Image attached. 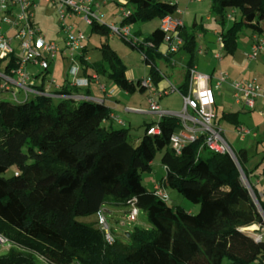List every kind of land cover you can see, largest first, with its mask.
I'll return each instance as SVG.
<instances>
[{
    "label": "trees",
    "instance_id": "1",
    "mask_svg": "<svg viewBox=\"0 0 264 264\" xmlns=\"http://www.w3.org/2000/svg\"><path fill=\"white\" fill-rule=\"evenodd\" d=\"M121 6L129 10L121 20L127 25L168 13L160 0H124ZM210 8L222 25L219 35L226 54L235 51L240 29L264 34V0H210ZM229 10H239L240 17L225 27ZM91 26L93 32L108 33L102 25ZM199 28L194 21L178 29L183 40L179 50L188 54L184 82L178 87L183 93L188 69L195 62ZM163 38L159 26L142 42L123 38L142 53L154 85L162 79L157 58L176 53L159 51ZM99 49L98 61L89 62L85 48L78 57L88 85L95 75L107 76L128 93L145 89L142 78L128 79L124 64L107 43ZM18 58L16 52L1 58L0 70L9 74ZM80 87L65 82L55 92L75 94ZM35 88L43 89L44 84ZM87 95L88 90L83 98H0V234L10 244L0 255V264H264V187L259 182L264 168L260 161H252L253 148L236 149L234 161L228 154L201 147L200 138L175 153L169 138L181 123L173 114L145 123V132L134 145L128 129L106 124L110 108ZM238 114L223 111L214 119L238 126ZM156 124L160 132L148 134ZM259 143L262 140L256 139L254 148ZM157 151L162 152L164 168L159 182L198 204L197 212L168 204L142 184L140 172L150 171ZM11 166L13 173L5 176ZM214 192L219 196L212 197ZM133 198L148 226L134 225L128 236L114 235L111 244L94 222L78 219L98 210L107 218L117 207L127 212ZM245 226L261 230L260 238L243 231Z\"/></svg>",
    "mask_w": 264,
    "mask_h": 264
},
{
    "label": "built area",
    "instance_id": "2",
    "mask_svg": "<svg viewBox=\"0 0 264 264\" xmlns=\"http://www.w3.org/2000/svg\"><path fill=\"white\" fill-rule=\"evenodd\" d=\"M40 1L55 6L58 11L60 27L64 32L61 44L54 40H47L40 27L33 21V9ZM177 2L178 0H170L169 4L176 6ZM100 6L101 3L98 0H0L1 23L16 28L15 34L10 36L3 32L0 26V59L9 57L12 52L20 53L15 67L11 69L9 74L22 88L23 97L20 98L12 91L11 97L14 101L27 99L29 95L83 98L82 95L55 92L60 88L59 86L53 90L48 85L44 86L43 89H37L31 85L30 73L27 70L29 62L37 64L41 69H47L49 60L59 57L67 74L71 76V85H88V79L78 74L81 70L78 57L83 55L85 35L81 30H74L71 25L65 22V19L71 15H78L87 24L93 25L95 23L104 26L109 35H119L122 38L131 39L133 43L142 42V40L131 33L129 25L121 23V21L119 24H106L103 22ZM128 14L129 10L121 8L122 19ZM231 16V13L226 15L227 18ZM181 26H183L182 19L170 13L165 14L160 19L159 27L164 32L163 43L165 44V51L163 54L174 53L179 50L183 43L182 37L178 32ZM14 39L18 41L16 47L13 45ZM263 43L264 38L255 36L251 52L247 54L248 58H255ZM216 57L220 58L219 53L216 54ZM4 77L6 80L14 81L9 75H4ZM92 77L95 78L96 76L92 75ZM224 83H228L231 87L235 102L245 108L253 109L258 98L264 100V85L257 83L254 79L249 81L229 80L226 71L211 75L197 71L194 66L188 69L186 92H181L175 86H169L165 91L149 95L148 104L150 110L157 112L160 116L166 113L160 109L154 96H160L167 91H179L181 95L183 108L180 112L172 113L179 118L181 127L177 132L171 134L169 138L170 146L175 153H179L186 143L202 138L201 147L218 154H228L236 161L235 150L224 137V129L214 122L213 88L217 89ZM7 84L5 81L4 84L0 85V89L5 88ZM142 85L145 88H151L152 81L150 77L143 78ZM101 89L108 95H113L114 93L113 89L107 92L103 85H101ZM117 122L121 123L122 121L117 119ZM235 129L240 138L257 136L256 130L245 125L240 124ZM146 132L153 134L159 133L160 130L156 124L149 127ZM152 189L158 198L162 200L168 199V193L164 185L159 181L153 183ZM134 200L135 198L129 201L130 206L126 214V218L129 221L135 220L140 212V209L134 204ZM95 224L102 232L106 243H113L115 237L102 210L96 211ZM260 235L256 239H259ZM0 243H7L8 247L10 245L8 239L2 234H0Z\"/></svg>",
    "mask_w": 264,
    "mask_h": 264
},
{
    "label": "rangeland",
    "instance_id": "3",
    "mask_svg": "<svg viewBox=\"0 0 264 264\" xmlns=\"http://www.w3.org/2000/svg\"><path fill=\"white\" fill-rule=\"evenodd\" d=\"M99 2H103L104 0H98ZM197 1V0H193ZM207 3H203L199 5L200 12L197 14V22L200 24V28L198 29V33L196 35V42H197V50L195 52V61L197 62L198 58H201L202 56L198 54L199 46H205L207 45L211 50L218 51L222 48L221 44H218V36L214 35V29L220 34L222 30V25L219 23L214 16L211 13L210 8V0H206ZM117 3L119 5H117ZM124 0H108L107 5L101 4L100 10L102 13V19L103 22L106 24L113 23V24H119L122 16H121V8H125V10H128L127 7L121 6L123 5ZM161 6H167L169 4V0H160ZM55 7V6H52ZM198 9V10H199ZM179 11H184L185 8L181 5L178 9ZM236 11V17L237 20L240 17L239 10ZM56 12V13H55ZM192 14L193 10L189 11L186 17V22L188 25H191L192 23ZM58 16V11L55 7V11L53 10V13L48 15V27L42 25V32L45 35H48L47 40H55L53 37L54 34L57 33V30L60 27V21ZM171 15H173L171 13ZM212 15L211 21L208 22L206 20V16ZM175 16V15H173ZM201 16V18H200ZM74 20L65 19V22L68 25H71L74 30L79 29L81 30L86 39V45H87V56L89 62H95L101 59V52L99 47L103 43H107L111 49H113L117 56L120 58L122 63L125 66V73L126 76L136 80L137 78H146L148 75L149 67L144 60L142 53L137 47L132 46L128 42H126L121 36L119 35H109L102 34L99 32H93L92 26L90 24L85 23L83 20L80 19L78 15L74 16ZM0 20H1V13H0ZM228 21V19H227ZM160 19L159 17H155L152 20L149 21H138L135 23H132L129 25L130 31L132 34L137 36L140 40H143V38L151 32L154 28L159 26ZM233 23V19H231L230 23L231 25ZM0 25L1 21H0ZM225 25V23H224ZM227 26V27H228ZM226 27V26H225ZM61 28V27H60ZM250 32L247 28H242L238 31L237 36L239 38H242V41L244 40V37L248 35ZM59 33V32H58ZM199 34V35H198ZM203 34V36H201ZM260 38H264V34L260 35ZM217 42V44H216ZM264 46V44H263ZM14 47H16V43H14ZM223 49V48H222ZM159 51L164 53L165 51V44L162 43L159 46ZM18 55L20 53H17ZM187 57L183 62V64H186L188 59V54H186L184 51H181L179 54L175 55L172 60L170 58H166L164 56L158 57L156 60V65L158 70L161 72L162 77L167 80L172 81L174 84H178L180 80L183 79V74L185 73L187 67L185 65H182V58ZM264 58V50L259 53V55L256 57L258 60H263ZM5 61V60H4ZM4 61L1 62V66L3 65ZM27 70H33V71H39V74L36 75L37 78H39V82L41 81L44 85H47L49 82L48 80H51L54 76V70L57 72H62V74H66V69L62 66L60 62V58L57 57L54 60H49V67L47 70L41 69L37 64H33L32 62H29L27 65ZM63 76V75H62ZM71 77V76H70ZM101 83L106 87V91L108 92L111 88L114 90L113 95H119L120 102L118 107L114 109L116 114L121 118V123H112L113 126L116 127H125L128 129V140L132 144H137L139 138L144 134L145 132V123L149 120V114H143L142 112H137L135 110L139 109L142 110L143 108H148V102L146 98L147 90L148 88H145L143 91L135 90L133 92H126L123 89L119 88L112 80H109L107 76H100ZM62 83H65L64 79H61ZM4 79L0 77V83L3 82ZM51 82V81H50ZM50 86V85H48ZM91 86L93 88H97L98 86L91 83ZM99 88V87H98ZM82 89H86L84 87H80L78 90L81 91ZM213 92L215 95L216 101H218L220 95L221 100L227 99V95L224 98V93L222 89L218 91V89L213 88ZM83 92V91H82ZM78 93V92H77ZM96 94V93H95ZM17 95V94H16ZM17 96H20V98L23 97V93H19ZM130 98L129 102H125L124 98ZM6 98H9L6 96ZM155 100L159 102L160 106H163V104L169 103L170 106H172L176 111H181L183 108V101L180 95L177 91H169L167 94H163L161 97L154 96ZM233 100V99H232ZM127 103V104H126ZM126 104V105H124ZM125 106V107H124ZM129 109L128 111L125 109ZM237 108V106H236ZM225 110H228L225 108ZM157 119L153 121V117L150 119L149 122H156ZM258 121H261L259 119ZM106 124H109L107 122ZM228 138L233 146V148L236 150L240 146H242L244 143L238 141V137L236 134L231 133L228 135ZM207 153V152H206ZM162 152L157 151L152 162H151V169L150 171H142L141 174V182L142 184L150 189L153 186V183L155 181H159L161 176L164 175V168L162 163L160 162ZM253 162L260 161V168H264V144L263 146L258 147V153L252 157ZM14 171V167H9L5 172V176H10ZM260 181L264 187V176L260 177ZM165 187V190L168 193V199L167 203L170 205H179L182 208L191 211V212H197L199 206L196 203H193L186 199L181 193H179L176 189H172L169 187ZM261 185L258 186V189L261 190ZM216 193V192H215ZM116 212L111 213L107 216V222L110 226V229L113 231L114 235L122 237L123 233L130 230L132 226L138 225V226H148V222L145 218V215L143 212H139L135 220L129 221L126 218V209L124 211V208H115ZM79 220L85 221V222H94L95 223V215H89L85 217H78ZM123 222V224H121ZM250 233L253 237L258 238L261 234V230H257L255 227L254 229H248L247 231ZM7 243H0V255L4 254L7 251ZM27 250V249H26ZM71 264H76L75 262H72ZM223 264H228L227 262H224Z\"/></svg>",
    "mask_w": 264,
    "mask_h": 264
},
{
    "label": "crops",
    "instance_id": "4",
    "mask_svg": "<svg viewBox=\"0 0 264 264\" xmlns=\"http://www.w3.org/2000/svg\"><path fill=\"white\" fill-rule=\"evenodd\" d=\"M205 2L207 3L206 0H197V1L178 0L176 6H172V5L168 4L167 6H162V8L165 9L168 13H170V14L172 13L176 17L181 18L183 21V24L185 26H189L186 22V17H187L188 12L193 10L191 21L192 22L197 21V14L200 12L199 5L203 4ZM107 3H108V0H104L101 4L107 5ZM117 5H119V4L117 3ZM181 5L185 8V10L182 12L181 11L178 12L177 9H179V7ZM52 6L53 5H50L44 1H40L37 3L36 7L33 9V13H34L33 21L41 29H42V25H44V24H45V26L48 27V15L53 13V10L55 11V7H52ZM229 13H231L232 16L228 19L225 26H228L231 19L236 18V11L229 10ZM74 16L75 15H71V16L67 17V19L74 20V18H75ZM56 17H58V16L56 15ZM200 18H201V16H200ZM211 18H212V15L206 16V20L208 22L211 21ZM0 26L2 28V31L5 32L7 35L13 36L16 32L15 27L9 26L7 24H2ZM58 28L59 29L57 30V33L54 34L53 37L55 38L54 41H57L61 44V42L63 41V38H64V32L61 30L60 27H58ZM213 34L218 36V44H221L220 35L215 29H214ZM201 36H203V34ZM255 36H257L259 38L261 37L259 35L252 34L251 32H249L248 35L244 37L243 41H242V38L238 37L237 43H236V49L231 54H226L222 48L218 51H213L207 45L205 46V48L203 46H199L198 54H200L202 57L198 58L197 62L195 61L193 66L196 68L197 71H199L201 73L216 75L220 71H226L228 73L229 80L249 81V80L254 79L257 83L264 85V58H263V60L256 59V57L259 55V53L264 50V46L263 45L261 46V48H260V50H259V52L255 58L250 59L247 56V54L251 52V46H252V43L254 42ZM46 38H48V35H46ZM14 43H16V46H17L18 41L16 39H14L13 45H14ZM216 44H217V42H216ZM83 45H84V48L86 49L85 53L87 55L86 39H85ZM181 51H183V50H179L178 52L170 55V57H169L170 60H172L174 58V56L179 54ZM218 53L220 55V58L216 57V54H218ZM186 58L187 57L182 58V65L183 66L185 65V67H186V64H183L184 63L183 61ZM88 71H90V70H88ZM29 73H30V83L32 86L35 87L36 85L41 84L40 82H42V78H41V81L39 82V78L36 77V75L39 74V71L29 70ZM185 73H186V71H185ZM185 73L182 76L183 79L180 80L178 82V84H174L170 80H167V82H166L163 77L156 85H154L152 83V87L146 91L147 92L146 98L148 99L149 95H151V94H154V93L158 94L160 91H165L169 86H175L176 88H178L184 82ZM78 74H79V76H84V75H82L81 71ZM4 75H9V77L14 81L6 80ZM0 77L4 79V81L1 82L0 85L4 84L5 81L8 83L5 88L0 89V98H6V96H8L9 97L8 99H12V97H11L12 91H14L17 95L19 93H22V88L19 86V84H17L15 79L10 76V74L5 73L3 70H0ZM99 77L93 78L88 86H86V87L83 86L86 89H82L81 91H79L78 93H75V94L83 95L88 90L89 91V95H87L88 97H91L95 100L103 101L110 108V110H111L110 119L108 121H106V123L107 122H109V124L110 123L111 124L112 123H118L117 119L121 120V118L116 114L114 109H116L118 107V105H119L118 102H120L121 97H119V95H116V96L115 95H108L105 91H103L101 89V85H103V84L101 83L102 81L100 80ZM61 79H64L65 82H67V83H69V85H71L70 84V80H71L70 75H68V74L66 75L65 73L62 74V72H57L56 70H54V76H53V78H51V80H48L49 83L47 85H50V89L53 90V89H55V87H57V86L60 87L63 84L61 82L62 81ZM128 79L134 80V79H131L129 77H128ZM137 79H141V78H137ZM91 83L98 86L99 88L98 87L93 88L91 86ZM44 86H46V85H44ZM217 89H218V91L220 89H222L223 90L222 93H224V98L227 95V97H226L227 99L221 100L220 95H218L219 99H218V101H216L215 95L213 92V95H214V106H213V108H214L215 118L218 117L220 115V113L223 111H239L238 116H239L240 124L256 130L257 136L256 137L247 136L244 138H240L236 132V129H235L236 126H233V125L226 123L222 120L214 119V122L224 129V137L226 138V140L228 141V143L231 145L232 148H233V146H232V144L228 138V135H230L231 133L237 135L238 141L243 142V143L245 142L240 147H251V148H253L252 152L254 150L256 151V153L254 154V155H256L258 153V147L259 146L262 147L264 144V100L258 98L255 101L254 108L248 109V108H245L242 105L235 102L234 97H233V93H232V89L228 83H224L222 86H220ZM105 90H106V87H105ZM168 92L169 91L163 92L159 97H161L163 94H167ZM177 92L180 95L179 91H177ZM30 96H33V95H29L28 97H30ZM180 97H181V95H180ZM124 101L129 102L130 98L126 97V98H124ZM147 102H148V100H147ZM126 104H124V105H126ZM158 105H159V102H158ZM236 106H237V108H236ZM159 107L166 114H168V113L172 114V113L180 112V111L173 110L174 108L172 106H170L169 103L163 104V106L159 105ZM225 108H227L228 110H225ZM125 110L128 111L129 109L127 108ZM135 111L142 112L143 114H149L150 118H149L147 123H149V121L152 117H153V121L155 119H157V121H158L161 117L157 112H153L150 110L149 104H148V108H143L142 110H140V108H139ZM259 119H261V121H258ZM256 139H258V140L261 139L262 143L257 144L256 148H254L255 143H256ZM259 182H261L260 179H259ZM219 194H220V192H216V193L214 192L212 194V197L219 196ZM121 224H123V222H121ZM145 226H147V225H145Z\"/></svg>",
    "mask_w": 264,
    "mask_h": 264
},
{
    "label": "water",
    "instance_id": "5",
    "mask_svg": "<svg viewBox=\"0 0 264 264\" xmlns=\"http://www.w3.org/2000/svg\"><path fill=\"white\" fill-rule=\"evenodd\" d=\"M240 172H241V176H242V181H243L244 184L248 187V189H249L250 192H251V195H252V197H253L254 202L258 205V201H257V199H256V197H255V195H254V193L252 192V189H251V187H250V184L248 183L247 179L245 178V176L243 175V173H242L241 170H240ZM126 235H127V236L129 235V232H128V231H126Z\"/></svg>",
    "mask_w": 264,
    "mask_h": 264
},
{
    "label": "bare ground",
    "instance_id": "6",
    "mask_svg": "<svg viewBox=\"0 0 264 264\" xmlns=\"http://www.w3.org/2000/svg\"><path fill=\"white\" fill-rule=\"evenodd\" d=\"M255 228V226H245V227H242L241 229L243 230V231H248V229H254Z\"/></svg>",
    "mask_w": 264,
    "mask_h": 264
}]
</instances>
